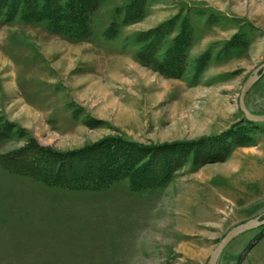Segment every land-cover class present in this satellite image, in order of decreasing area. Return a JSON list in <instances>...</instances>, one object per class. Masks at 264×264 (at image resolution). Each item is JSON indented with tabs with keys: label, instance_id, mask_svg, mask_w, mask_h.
Listing matches in <instances>:
<instances>
[{
	"label": "rangeland",
	"instance_id": "obj_1",
	"mask_svg": "<svg viewBox=\"0 0 264 264\" xmlns=\"http://www.w3.org/2000/svg\"><path fill=\"white\" fill-rule=\"evenodd\" d=\"M263 65L264 0H0V264H207L264 221Z\"/></svg>",
	"mask_w": 264,
	"mask_h": 264
},
{
	"label": "water",
	"instance_id": "obj_2",
	"mask_svg": "<svg viewBox=\"0 0 264 264\" xmlns=\"http://www.w3.org/2000/svg\"><path fill=\"white\" fill-rule=\"evenodd\" d=\"M264 75V65L261 66L257 71L253 72L252 75L248 78V80L245 82V84L242 87L240 96H239V109L244 114L247 120L251 122H264V116H255L252 115L245 103V99L249 91L253 88V86L263 77ZM264 225V221H261V217H257L253 219L252 221H249L245 224H242L240 226H237L233 229H231L225 238L221 240L216 247V249L211 254V257L207 264H217L221 253L223 252L224 248L236 237H238L240 234L247 232L252 229H256Z\"/></svg>",
	"mask_w": 264,
	"mask_h": 264
},
{
	"label": "trees",
	"instance_id": "obj_3",
	"mask_svg": "<svg viewBox=\"0 0 264 264\" xmlns=\"http://www.w3.org/2000/svg\"><path fill=\"white\" fill-rule=\"evenodd\" d=\"M79 2H81V0H79ZM78 9H79L78 10V15L77 16L75 15V18L79 19V22H80L79 23V35H86V33H87V25H88V21H89L90 15H91V13H90L91 12L90 5H88V6L80 5L78 7ZM66 10L69 11L70 13H73V10H71L69 8H67ZM48 21H51V19H48ZM67 21H68V23H67ZM72 22H73V20H70V22H69L68 19L63 21V24L66 27V30L65 31L62 30V33H64L65 35H69V36L71 35V32L69 30H70V28L72 26ZM65 27H63V28H65ZM77 36H78V34H77ZM83 172L84 171L79 172L80 176L84 175Z\"/></svg>",
	"mask_w": 264,
	"mask_h": 264
},
{
	"label": "crops",
	"instance_id": "obj_4",
	"mask_svg": "<svg viewBox=\"0 0 264 264\" xmlns=\"http://www.w3.org/2000/svg\"><path fill=\"white\" fill-rule=\"evenodd\" d=\"M130 252L132 253V252H133V250H130ZM131 253H130V254H131Z\"/></svg>",
	"mask_w": 264,
	"mask_h": 264
}]
</instances>
